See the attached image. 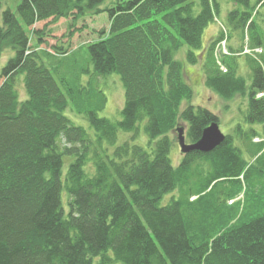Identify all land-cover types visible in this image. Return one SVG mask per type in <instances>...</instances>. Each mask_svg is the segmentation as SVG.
<instances>
[{"label": "trees", "instance_id": "trees-1", "mask_svg": "<svg viewBox=\"0 0 264 264\" xmlns=\"http://www.w3.org/2000/svg\"><path fill=\"white\" fill-rule=\"evenodd\" d=\"M103 1L21 0L2 15L0 58L6 49L13 56L0 68V264H264V13L257 9L264 0H234L227 26L218 22L221 31L204 50L217 0H115L100 9ZM103 12L107 32L76 50L93 69L85 86L81 74L89 71L71 69L73 51L39 49L47 34L33 27L70 19L72 36L77 20ZM234 36L246 47L228 46L229 56L217 61L218 44ZM183 45L186 64H201L204 86L226 101L244 98L245 109L233 135L173 166L171 133L182 128L192 144L219 123L191 104L193 90L174 58ZM240 56L248 86L238 75ZM113 73L124 89L118 121L98 117L106 98L94 87ZM67 107L86 117L95 140L64 115ZM138 123L150 153L124 142L109 156L103 145L113 146L120 132L135 135ZM63 156L73 158L64 176Z\"/></svg>", "mask_w": 264, "mask_h": 264}, {"label": "rangeland", "instance_id": "rangeland-1", "mask_svg": "<svg viewBox=\"0 0 264 264\" xmlns=\"http://www.w3.org/2000/svg\"><path fill=\"white\" fill-rule=\"evenodd\" d=\"M128 1V0H123ZM252 4L256 3L257 0H250ZM21 0H0V25L2 24V15L5 11H10L15 13L17 6L20 4ZM115 2V0H104L101 5H99L100 9L104 8H111L112 4ZM219 6H220V12L217 15V19L215 22H212L209 24L203 31L202 34V49L204 50L207 46V44L210 41V38L215 36L219 30L221 31V28L219 26L220 22L221 24H226V15L227 13L237 8L236 4L234 3V0H217ZM258 12L264 13V4L262 6L257 7ZM258 17V16H257ZM260 18V17H259ZM69 20L66 19H59L55 23L48 22L45 24V22H40L36 24L33 28L34 29H43L45 27L46 36L43 37L42 43L39 46V49L46 51L47 53H54L56 51V47L61 48H67L69 52H72V55L70 56V61L72 62L73 66L71 69L74 71L81 70V69H88L89 73H82V80L86 81L83 82L85 84L91 79L92 77V66H87V62H84V58H86L83 50L76 51L80 46L85 45L89 42L97 41L99 38H102L104 34L108 30L109 20H108V14L107 12H103L101 14H89L87 13L84 17L77 20L75 22L74 27L71 29L73 31L72 36H67V27ZM218 20V21H217ZM30 30H27V33H29ZM231 33H233L231 31ZM227 36L228 33L226 32ZM225 36V34L223 35ZM238 37L234 36L231 39H237ZM228 40V39H227ZM33 41V40H32ZM237 41V40H236ZM243 47H246V40L244 39L242 41ZM240 41H237L236 46L233 48L235 51L238 50L241 46ZM228 42H220L218 46L215 49V57L217 61H220L223 55L229 56L228 53ZM188 48L187 46L183 45L176 53L174 58L180 62L183 63V71L186 81L189 83L193 90V97L191 104L195 107H203L207 109L208 111L215 114L218 119V127L220 132L223 135H233L234 134V128L237 125V123H241V114L240 111H244L245 109V101L244 98H236L232 101H226L222 98H220L218 95L210 91L208 88H206L203 84V75H202V69L201 64H197L195 66H189L185 62V55ZM245 51V49H244ZM40 57L43 61H46L45 57L41 54ZM243 54H246L243 52ZM248 55V54H247ZM13 56V52L10 49H6L0 58V68L4 66L7 59ZM244 56V55H243ZM240 56L238 58V75L242 77L246 85L248 86L250 84V72H249V66L248 63L245 60V57ZM256 58H259V55L256 56ZM58 59H61L59 56ZM87 61V59H86ZM221 70H225L224 67H220ZM187 77V78H186ZM22 77L18 79L16 82V88L19 89V94L21 98H25L24 96V89H22ZM96 90H99L104 98H106V103H104V108L97 112L98 117L101 118H107L112 121H118L120 120V112L122 110V107L124 105V89L121 84L120 78L117 74H109L105 78L98 79L95 81L94 85ZM85 96V93H84ZM257 97H260L261 95L257 94ZM246 100V99H245ZM88 109H90L91 106L88 105ZM64 115L76 126L84 128L88 136L91 138V140H95L94 131L90 128L87 119L84 115L77 114L75 111L70 110V107H67V110L64 112ZM183 124V123H182ZM182 126V125H179ZM144 123H138L137 124V130L136 134L129 132H120L117 135V140L113 146H108L106 144L103 145V148L108 150V155L110 156L113 149L116 146L121 145L124 142H129L131 144H136L144 148L147 152L150 153L152 144L149 143L148 137L146 136L144 132ZM244 128H248L247 126H244ZM253 128L260 131V126L254 125ZM176 136L177 133H171L170 139L172 141V148L170 151V160L173 166H178V164L181 161L182 155L180 152L179 144L176 142ZM258 141H260L257 138ZM235 145L240 148L244 152V156L246 158L245 150L241 146L240 143L237 141L234 142ZM253 143H257L254 142ZM73 160L72 157L63 156V166H62V175L64 176L67 172L68 166L70 162ZM88 172H92L90 165L86 167L85 169ZM177 191H174L172 193L165 194L161 201L160 205L165 206L170 202V199L172 197H177ZM61 203L64 209V213L67 212V194L65 190L61 191L60 194ZM116 264V263H115Z\"/></svg>", "mask_w": 264, "mask_h": 264}, {"label": "water", "instance_id": "water-1", "mask_svg": "<svg viewBox=\"0 0 264 264\" xmlns=\"http://www.w3.org/2000/svg\"><path fill=\"white\" fill-rule=\"evenodd\" d=\"M177 139L181 154H187L191 151H198L201 153H209L221 144L224 135L220 132L217 123H211L206 127L195 143L188 144L183 137L182 128L177 129Z\"/></svg>", "mask_w": 264, "mask_h": 264}, {"label": "crops", "instance_id": "crops-1", "mask_svg": "<svg viewBox=\"0 0 264 264\" xmlns=\"http://www.w3.org/2000/svg\"><path fill=\"white\" fill-rule=\"evenodd\" d=\"M218 21V20H217ZM261 21H262V19H261ZM228 44H229V46L230 47H232V48H234L235 46H236V44H237V41H236V39H229L228 40Z\"/></svg>", "mask_w": 264, "mask_h": 264}]
</instances>
